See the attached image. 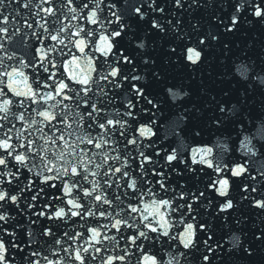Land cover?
Segmentation results:
<instances>
[{
    "label": "snow or ice",
    "instance_id": "obj_1",
    "mask_svg": "<svg viewBox=\"0 0 264 264\" xmlns=\"http://www.w3.org/2000/svg\"><path fill=\"white\" fill-rule=\"evenodd\" d=\"M256 24L264 0H0V264H264V41L219 98L173 82Z\"/></svg>",
    "mask_w": 264,
    "mask_h": 264
},
{
    "label": "water",
    "instance_id": "obj_2",
    "mask_svg": "<svg viewBox=\"0 0 264 264\" xmlns=\"http://www.w3.org/2000/svg\"><path fill=\"white\" fill-rule=\"evenodd\" d=\"M246 34V35H245ZM222 42L228 43L231 48V52L228 53L227 56L223 54V49L220 45H216L213 51L208 55L207 60L208 63L201 65L196 68L194 71H190L189 69H177L174 73L175 79L174 83L179 84L181 82L185 84H191L193 88L194 97L197 95L196 89L200 85L201 80L203 81V85L205 88L211 90V95H217L219 98V90L221 87H227L226 84H221V80L233 81L235 78L242 79L243 68L241 67L245 54H252V51L249 50V45L253 44L254 41L260 40L264 41V28L260 25L256 24L253 26L245 25L241 28L240 32L235 34H228L227 36H223ZM258 51L259 49H254ZM211 65V66H209ZM228 65L232 66V71L228 73L227 76H224L223 73L226 71ZM257 105H259V93H257ZM259 110V109H257ZM210 111L206 112L203 116L204 120H207L210 115ZM168 128L171 130L173 128L179 132V127L177 126V122L175 120L174 115H170V123L168 124ZM245 131L244 135L251 136L255 141L260 143H264V122L261 119H248L245 120ZM236 130H232L231 128L224 131V136H231L232 140L229 141L230 144L234 143L236 147L239 146V139L242 137L236 136ZM222 138L220 133H214L209 130L206 131L202 140L201 139H192L191 137H187L185 143L189 147H195L199 144H206L207 146H213L217 139ZM169 138L175 143L173 146H177L178 140L176 137L169 134ZM231 155L235 157H242V153L234 152ZM264 165V161H257L254 167L259 168ZM211 169H207V172L211 174ZM241 183L239 179L235 181L236 191H238V186ZM235 194V192H234ZM251 216L255 219V210L248 209L246 207H241L239 210ZM223 223V221H219L218 224ZM233 227H235L233 225ZM218 235H223L224 240L222 241L226 247L232 246V241L228 238L230 233L228 232L227 227L221 229L217 228ZM225 264H244L241 257L236 256L232 260H225Z\"/></svg>",
    "mask_w": 264,
    "mask_h": 264
}]
</instances>
